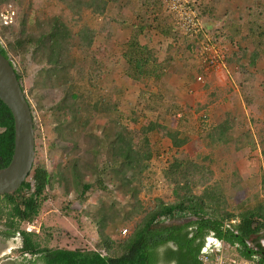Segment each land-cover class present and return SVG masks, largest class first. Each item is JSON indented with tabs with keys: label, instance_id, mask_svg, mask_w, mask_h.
<instances>
[{
	"label": "trees",
	"instance_id": "obj_1",
	"mask_svg": "<svg viewBox=\"0 0 264 264\" xmlns=\"http://www.w3.org/2000/svg\"><path fill=\"white\" fill-rule=\"evenodd\" d=\"M58 1L69 17L36 14L33 0H0V10L10 5L14 12L12 23L0 21V53L13 66L20 64L21 71L35 70L28 93L22 84L32 111L44 110L43 95L52 102L43 114L49 120L52 142L46 153L53 166L50 171L43 162H35L41 131L34 122V164L16 191L0 195V237L19 233L20 253L32 257L26 264H200L210 238L234 248L240 258L264 264V199L243 202L248 191L237 180H218L213 160L205 165L181 149L198 135L206 151L226 150L235 140L227 116L200 133L191 115L166 102L161 89L154 87L165 69L147 48L153 43L150 24L144 28L141 16H120L128 1ZM159 4L162 7L161 0ZM111 22L134 31L112 58L103 61L94 55L93 44L100 37L99 26L111 32ZM182 39L192 53L191 44ZM255 42L252 51L241 50L239 57L228 51L226 64L246 74L264 51V43ZM20 70L15 68L21 81ZM145 79L153 80L150 90L143 85ZM131 88L137 89L130 96L126 92ZM121 99L136 109L134 131L127 125L131 115ZM159 105L173 107L167 109L168 125L171 118L179 120L172 126L158 121L139 126L136 118L148 116L143 111ZM13 146V117L0 101V168L9 164ZM261 153L264 159L263 146ZM54 185L61 189L65 208L82 204L79 214L96 231L90 248L41 247L38 235L20 229L21 223L39 215ZM170 195L173 201L166 200ZM126 226H131L130 232L122 236Z\"/></svg>",
	"mask_w": 264,
	"mask_h": 264
},
{
	"label": "crops",
	"instance_id": "obj_2",
	"mask_svg": "<svg viewBox=\"0 0 264 264\" xmlns=\"http://www.w3.org/2000/svg\"><path fill=\"white\" fill-rule=\"evenodd\" d=\"M122 1L128 2L127 7L123 9V12L121 11L120 16H127L130 19H140L139 16H141L143 21L141 27L147 28L146 26L150 24L148 33L153 37V43H148L147 48L154 50V56L158 60L159 67L165 69L164 73L161 74V80L157 81L154 87L161 89L160 92L164 95L166 102L170 100V104H175L174 108H177V110L182 108V112L191 115L190 120L200 133L203 132V128H212L218 122H221L223 116H227L228 121L233 126L235 140L222 152V163H225V156H232L233 154L235 165L232 168H226L217 164V177L226 171L224 173L225 178L242 180V182L251 180L252 185L255 187L259 186V179L262 185V173L264 175V159L261 153V146H264V51H262V48H257L262 51V57L256 61L255 66H248L246 74L235 72V66L228 65V70L231 71L230 74L208 76L205 79L206 83L204 82L199 89V85L196 83L194 86L191 85L192 76L188 73L190 72L189 68L194 65L192 54L186 45L181 44L184 39H181L180 42L177 35H172L167 24V17L159 4L160 0ZM196 7L200 13L205 33L220 41L224 46L225 54L230 51V53H238L237 56L239 57L241 50L247 48L249 51L253 50L252 43L254 41L257 44L264 43V34L258 35L262 32H259V23L262 22L264 25V0H197ZM146 10L148 14L145 13ZM115 16L117 14L113 13V17ZM101 18L97 17V20ZM110 26L111 32L104 26H99L100 37L93 44V49L95 47L103 50V47H110L114 56L121 49V46L130 40L134 28L120 26L114 22H111ZM253 35L255 37H252ZM141 39L143 38L141 37ZM174 66L175 69H173ZM173 70L176 72L175 77L172 76ZM222 76H224L223 79L220 78ZM143 83L144 86H150L147 90H150L154 85L152 79H145ZM240 84L243 85L240 86ZM136 89L131 88L126 93L131 96ZM166 92L167 94H164ZM123 94H125V91H123ZM173 94L176 96H173ZM174 98L176 102H172ZM160 106L163 108L161 115L166 116L169 106ZM159 107H155L151 111L145 109L143 112L146 115L150 113L159 114ZM171 107L170 105L169 108ZM182 115V113H178L177 117L181 116L182 118ZM176 119L171 118L169 125L166 117L165 119H155V121H158L161 125L172 126V121L176 123L179 120ZM161 142L158 145H163V141ZM202 143L200 137L196 135L181 149L190 154L189 150L193 144L202 147ZM165 145L170 146V144ZM249 157L251 158L248 159ZM243 163L248 166H244ZM253 164L254 166H252ZM261 164H263L262 167ZM248 167L252 170V173ZM92 239L95 240L96 238ZM12 242H15L17 246H21L22 238L16 241L12 240ZM6 245V240L0 237V255L10 253V251L3 252ZM12 246L15 248L14 245ZM65 248L70 249L69 247ZM27 256L29 255L23 256L22 264H26L30 260ZM13 261L12 258H7L0 261V264ZM35 264L40 263L38 261Z\"/></svg>",
	"mask_w": 264,
	"mask_h": 264
},
{
	"label": "rangeland",
	"instance_id": "obj_3",
	"mask_svg": "<svg viewBox=\"0 0 264 264\" xmlns=\"http://www.w3.org/2000/svg\"><path fill=\"white\" fill-rule=\"evenodd\" d=\"M34 2V7H33V11L34 13H45L48 15H52V14H57V15H64L69 17L70 14L69 12L64 8V6L62 5V3H60L58 0H33ZM258 28L260 29V31L264 32V25L261 23H259ZM177 38L179 39V41L182 39V37L177 36ZM182 41V40H181ZM180 41V42H181ZM184 42V43H183ZM181 44L186 45L187 43H185V40L183 41ZM104 49L101 50L102 48L96 49L94 47V49L92 50L94 55L98 58L101 59L103 61H107L109 58H112V52H111V48L110 47H103ZM189 54V53H188ZM112 56V57H111ZM14 66L16 69L20 70L22 67L20 64H17L14 62ZM176 67L174 66L173 69H175ZM179 68V66H178ZM189 68V67H188ZM168 71H170L169 69H167ZM167 71V72H168ZM188 72L191 76H192V81H191V85H199V89L202 87L201 85H203L202 83L198 84L195 82L194 80V71H195V66L193 65V67L191 66V68H189ZM20 73L22 75L21 78V85L23 84L25 92H29V82L33 81V77H34V73L35 70L33 69H29L28 72L26 71H21ZM173 77H175V71L173 70ZM231 71L227 69V71L219 73L217 75H227L230 74ZM216 75V74H215ZM224 76L220 77L223 79ZM227 78V77H226ZM206 79V78H205ZM204 82L206 83V81L204 80ZM196 83V84H195ZM178 90V89H176ZM165 91V90H164ZM164 94H167L164 93ZM168 96V95H166ZM173 96H176L175 94H173ZM169 99V98H168ZM172 102H176L175 98L172 99ZM120 101H122V103H124L123 105L128 106V110L130 111V115L131 118L130 121L127 120V117L124 119L127 120V125H129L130 130L134 131L135 128L134 126V115L136 116V109L135 107H132L131 105H126L127 101L121 99ZM169 102H171L169 100ZM43 106H44V110H34L33 112V116H34V122L37 124V128L40 129L41 131V137L37 139V144H38V154L36 157L35 162H40V163H44V165L51 171L53 169V166H51L50 164V160L48 159V155H47V150L51 147V135H50V126H49V120H47L44 117L43 112H48L49 108L52 106V102L49 99L48 96H44L43 95ZM162 107L160 106L158 108V112L159 114H154V113H150L148 116L146 117H142V116H138L136 119H138L139 121V125L140 124H147L148 122L151 121H155V119H163L167 116L165 115H161V111H162ZM127 110V108H126ZM133 125V126H132ZM35 126V128H36ZM202 141V140H201ZM201 146H199L198 144H193L190 147V156L191 158L197 159L198 162L203 163L205 165L209 164L207 163L209 160H213L214 164L212 165L213 170L215 171V173H217L218 168H217V164H220L222 166H225L226 168H232L235 164H234V158H233V154L231 155H227L224 157L225 163H222V152H216V151H209L205 149L204 144L202 143ZM83 149V145L81 146ZM262 147V146H261ZM264 147V146H263ZM167 148V147H166ZM164 148V149H166ZM251 157H249L248 159H250ZM231 162V163H230ZM240 164V163H237ZM264 164V163H263ZM263 164H261V167L263 166ZM242 165V164H241ZM244 166H248L247 164H244ZM254 166V164L252 165ZM249 168V167H248ZM249 170L252 173V170L249 168ZM263 170V169H262ZM261 170V171H262ZM231 172V171H230ZM226 173V171L224 172ZM224 173H221L218 175V180H221L222 182L225 179ZM263 175V173H262ZM223 179V180H222ZM239 184L243 187V189L245 191H248V193L241 199L243 202L249 200V202H253L255 200V198L257 197L258 199H264V188L261 186V181L259 182L258 179V184L259 186H254L252 185V181H243L240 180L238 181ZM255 182V181H254ZM55 187L52 190L48 191V199L46 200V203H44L41 211H40V219L39 222H41V229H40V233L38 234L37 240L38 242H40L41 247H50V248H65V247H69L70 249H76V248H84V247H91L92 244H94V241L92 238H96L95 236V228L93 227L92 223H90L87 219H85V217L81 216L79 214L80 210L83 209L82 204H77L74 203L71 206L68 205V208H65V204H67L66 202H64V199L61 197V189L58 188L57 185H54ZM227 189V186H226ZM225 189V190H226ZM173 193V192H172ZM238 198H241L238 196ZM166 200H171L173 201L174 198L172 195L168 196L166 198ZM146 204L147 201H146ZM86 208V207H85ZM88 210H91L92 207L88 206L87 207ZM130 228L131 226H126L123 229H128L127 230V234H129L130 232ZM122 229V230H123ZM1 230V228H0ZM122 234V233H121ZM94 236V237H93ZM123 236V235H122ZM5 239V238H3ZM6 240V247H10V248H6L3 250V252H9L7 254L4 255H0V260L3 261L7 258H12V260H14L12 262V264H22L21 262H23L22 258L23 255L20 253V251L18 250L19 246H17V244L15 242H12L13 239H5ZM13 243V244H11ZM262 243H264V240L262 241ZM14 245L15 248L11 249ZM19 245V244H18ZM233 253L229 252L227 254V256H231ZM27 258H32L31 256H27ZM18 262V263H16Z\"/></svg>",
	"mask_w": 264,
	"mask_h": 264
},
{
	"label": "built area",
	"instance_id": "obj_4",
	"mask_svg": "<svg viewBox=\"0 0 264 264\" xmlns=\"http://www.w3.org/2000/svg\"><path fill=\"white\" fill-rule=\"evenodd\" d=\"M163 12L167 16L168 27L178 36L187 39L191 44L194 60L196 83H204L206 77L227 71L224 46L208 36L202 26L200 13L196 7L197 0H161ZM14 12L10 5L0 10V21L12 23ZM30 180V179H28ZM40 214L32 222H23L20 229L27 233L38 235L41 229ZM127 229L122 230V235ZM19 233L13 240L20 239ZM19 246L18 248H20ZM209 249V250H208ZM229 252L233 254L227 256ZM27 255V254H26ZM200 264H258L251 260L240 258L235 249L210 238L204 253L199 257Z\"/></svg>",
	"mask_w": 264,
	"mask_h": 264
},
{
	"label": "water",
	"instance_id": "obj_5",
	"mask_svg": "<svg viewBox=\"0 0 264 264\" xmlns=\"http://www.w3.org/2000/svg\"><path fill=\"white\" fill-rule=\"evenodd\" d=\"M0 101L12 114L14 123L12 157L6 167L0 168V195H6L16 191L32 170L35 160V126L33 112L15 68L1 53Z\"/></svg>",
	"mask_w": 264,
	"mask_h": 264
},
{
	"label": "flooded vegetation",
	"instance_id": "obj_6",
	"mask_svg": "<svg viewBox=\"0 0 264 264\" xmlns=\"http://www.w3.org/2000/svg\"><path fill=\"white\" fill-rule=\"evenodd\" d=\"M263 244V247H264V243H262ZM7 249L8 248H10L9 246L8 247H6ZM262 254H261V259L264 261V251L263 252H261ZM28 255V254H27ZM30 256V255H29ZM1 261V260H0ZM40 264H43L42 262H39ZM6 264H12V262H10V263H6Z\"/></svg>",
	"mask_w": 264,
	"mask_h": 264
},
{
	"label": "clouds",
	"instance_id": "obj_7",
	"mask_svg": "<svg viewBox=\"0 0 264 264\" xmlns=\"http://www.w3.org/2000/svg\"><path fill=\"white\" fill-rule=\"evenodd\" d=\"M11 239H14V238H11ZM21 246H22V245H21ZM20 248H21V247H20ZM20 248H19V249H20ZM19 249H18V250H19Z\"/></svg>",
	"mask_w": 264,
	"mask_h": 264
},
{
	"label": "bare ground",
	"instance_id": "obj_8",
	"mask_svg": "<svg viewBox=\"0 0 264 264\" xmlns=\"http://www.w3.org/2000/svg\"><path fill=\"white\" fill-rule=\"evenodd\" d=\"M11 249H13V247Z\"/></svg>",
	"mask_w": 264,
	"mask_h": 264
}]
</instances>
